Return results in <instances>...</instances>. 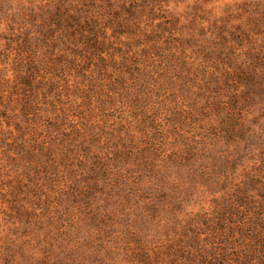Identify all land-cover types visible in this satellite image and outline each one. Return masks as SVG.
<instances>
[{"label": "trees", "instance_id": "1", "mask_svg": "<svg viewBox=\"0 0 264 264\" xmlns=\"http://www.w3.org/2000/svg\"><path fill=\"white\" fill-rule=\"evenodd\" d=\"M149 1L0 0V20L8 24L0 33V120L6 127L0 128V177H6L0 200L9 203L8 217L45 230L62 214L50 200L89 194L103 181L99 176L112 172L110 182L125 186L132 165L139 173L148 169L149 156L129 132L118 137L124 144L115 143L102 156L93 152L99 132L87 120L93 108L127 101L129 94L136 100L152 91L150 85L162 90L179 81L189 97V77L198 83L193 71L201 67L187 55L192 48L203 62V109L215 119L211 142L222 143L215 144L218 157H203L205 183L219 196L210 213L188 224L191 236L168 258L171 264H264V139L245 120L256 104L264 108L263 48L253 44L239 61L221 32L203 44V34L195 35L203 28L192 27L184 37L185 27H176L175 19L152 25L155 3ZM69 112L79 121L64 129ZM186 151L174 154L181 168L193 161ZM164 168L156 171L159 184ZM59 170L74 186L82 174L95 178L76 189L60 181ZM132 180L137 183L139 175ZM41 218L46 223L37 227Z\"/></svg>", "mask_w": 264, "mask_h": 264}, {"label": "rangeland", "instance_id": "2", "mask_svg": "<svg viewBox=\"0 0 264 264\" xmlns=\"http://www.w3.org/2000/svg\"><path fill=\"white\" fill-rule=\"evenodd\" d=\"M152 1L155 3H152L155 12L151 17L152 25L175 19L178 21L176 27H185L180 32L184 37L192 27L203 28L195 30V35L203 34V44L221 32L225 45L235 50L239 61L246 58V50L253 44L256 49L262 47L264 52V0H151L149 3ZM7 27L8 24L0 20V33L5 34ZM192 52V48L187 49L189 58L199 62L201 67L193 71L198 83L189 77L188 100L181 92L179 81L162 90L150 85L152 91H144L145 96L136 100L129 94L127 101L114 99L108 105L93 108L94 114L87 120L94 122L93 128L99 132L91 141L93 152L101 156L106 154L115 143L124 144L118 137L124 132L130 133L137 149L145 151L151 159L146 160L148 169L139 173L132 165V173H124L127 176L125 186L110 182L112 179L108 178H114L115 172H112L108 177L99 176L103 181L89 194L50 200V206L62 214L54 215L52 211L54 219L45 230L27 227L24 222L8 217L9 203L0 200V264L170 263L169 250L181 246L191 236L186 232L192 228L188 224L203 217V213H210L213 198L219 196L214 194L213 186L205 183L203 157H218L217 145L222 143L211 142L209 126H215V119L213 115L206 117L203 109V88L200 86L204 77L203 62ZM245 120L260 139H264L261 132L264 130V108L260 104L252 107ZM77 121V113L71 115L69 112L61 124L66 129ZM0 123V128L5 130L4 123L1 120ZM185 150L190 152L186 157L193 161L181 168L174 154L184 156ZM258 150L257 147L254 153ZM161 166L166 172L162 173L165 176L159 184L156 171ZM75 170L76 175L81 174L79 169ZM237 172L241 173L240 168ZM58 174L63 184L76 189L91 186L95 178L82 174V179L75 177L80 184L74 186L70 181L72 177L65 171L59 170ZM138 175V182L133 183V176ZM1 176L0 180L6 178L3 172ZM56 186L65 190L59 183ZM43 220L40 219L37 227L46 223ZM200 238L198 245L203 246V235Z\"/></svg>", "mask_w": 264, "mask_h": 264}]
</instances>
